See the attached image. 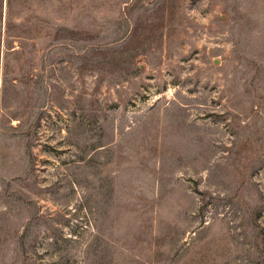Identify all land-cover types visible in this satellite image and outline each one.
Here are the masks:
<instances>
[{"label":"rangeland","instance_id":"rangeland-1","mask_svg":"<svg viewBox=\"0 0 264 264\" xmlns=\"http://www.w3.org/2000/svg\"><path fill=\"white\" fill-rule=\"evenodd\" d=\"M0 264H264V0H0Z\"/></svg>","mask_w":264,"mask_h":264}]
</instances>
